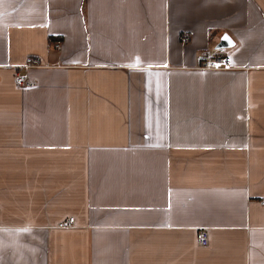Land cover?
I'll list each match as a JSON object with an SVG mask.
<instances>
[{
	"label": "crops",
	"instance_id": "obj_1",
	"mask_svg": "<svg viewBox=\"0 0 264 264\" xmlns=\"http://www.w3.org/2000/svg\"><path fill=\"white\" fill-rule=\"evenodd\" d=\"M263 200L264 0H0V264H264Z\"/></svg>",
	"mask_w": 264,
	"mask_h": 264
},
{
	"label": "built area",
	"instance_id": "obj_2",
	"mask_svg": "<svg viewBox=\"0 0 264 264\" xmlns=\"http://www.w3.org/2000/svg\"><path fill=\"white\" fill-rule=\"evenodd\" d=\"M187 36H183L182 40L186 41ZM54 48H59L60 44L59 42H55L53 44ZM214 53H216L214 55ZM210 57L207 59L204 64L203 68L206 69H230L232 68V61L230 55L226 52L225 48H215L209 51ZM41 61L40 58L37 56H29L26 58L24 66L25 68H30V67H38L40 66ZM14 84L18 87L22 88H31L35 85V81L26 77L25 75L19 74L18 72L15 73L14 77ZM262 204L264 205V200L262 201ZM74 218L70 217L68 219L69 223H73ZM59 227H66L65 222H60ZM196 239L201 245H206L208 243V235L207 233L203 230L200 229L198 230L196 234Z\"/></svg>",
	"mask_w": 264,
	"mask_h": 264
},
{
	"label": "water",
	"instance_id": "obj_3",
	"mask_svg": "<svg viewBox=\"0 0 264 264\" xmlns=\"http://www.w3.org/2000/svg\"><path fill=\"white\" fill-rule=\"evenodd\" d=\"M225 37H227V39H225ZM233 46V42L231 40V38L228 36V34H222V36L220 37V40L218 42V44L216 45V48H229Z\"/></svg>",
	"mask_w": 264,
	"mask_h": 264
},
{
	"label": "snow or ice",
	"instance_id": "obj_4",
	"mask_svg": "<svg viewBox=\"0 0 264 264\" xmlns=\"http://www.w3.org/2000/svg\"><path fill=\"white\" fill-rule=\"evenodd\" d=\"M225 39H227V37H225Z\"/></svg>",
	"mask_w": 264,
	"mask_h": 264
}]
</instances>
